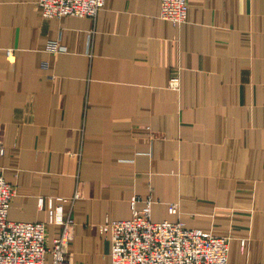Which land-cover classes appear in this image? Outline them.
Returning a JSON list of instances; mask_svg holds the SVG:
<instances>
[{
	"label": "crops",
	"instance_id": "0c3cea01",
	"mask_svg": "<svg viewBox=\"0 0 264 264\" xmlns=\"http://www.w3.org/2000/svg\"><path fill=\"white\" fill-rule=\"evenodd\" d=\"M186 3L174 26L158 0H105L94 19L0 0L7 219L46 221L48 197L77 193L64 205L71 264H111L98 225L130 218L133 195L155 201L153 221L227 237L226 264H264V0ZM51 40L65 51L46 50ZM58 232L47 225L48 245Z\"/></svg>",
	"mask_w": 264,
	"mask_h": 264
},
{
	"label": "built area",
	"instance_id": "2783aa9c",
	"mask_svg": "<svg viewBox=\"0 0 264 264\" xmlns=\"http://www.w3.org/2000/svg\"><path fill=\"white\" fill-rule=\"evenodd\" d=\"M160 18L179 26L186 19V0H158ZM105 0H37L40 15L44 18L64 16L95 18ZM93 32L88 34V50ZM50 52H63L65 47L59 40L46 44ZM6 59L14 60V49H6ZM168 87L180 90V78L176 73L168 80ZM4 146L0 136V156ZM15 187L0 175V264H71L68 244L73 237L74 220L64 211L65 203H71L78 194L70 197H48L56 203L49 207L46 221L21 222L7 219L10 201ZM143 206L136 209V204ZM151 196L142 199L133 195L130 199L131 217L123 220L105 218L98 225L100 234H109L111 264H226L228 238L217 237L200 229L185 226L180 220H151ZM43 199H38L42 207ZM170 215L178 213V203H168ZM47 225H57L59 232L48 245ZM246 239L240 240L244 247ZM45 255H49L46 263Z\"/></svg>",
	"mask_w": 264,
	"mask_h": 264
}]
</instances>
